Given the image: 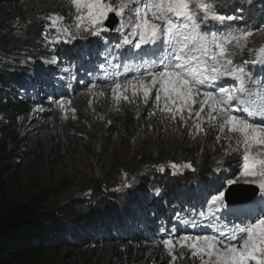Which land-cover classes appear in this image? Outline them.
Wrapping results in <instances>:
<instances>
[{
  "label": "trees",
  "instance_id": "obj_1",
  "mask_svg": "<svg viewBox=\"0 0 264 264\" xmlns=\"http://www.w3.org/2000/svg\"><path fill=\"white\" fill-rule=\"evenodd\" d=\"M237 7L244 9L240 13L244 18L232 21L233 26L255 30L264 24V0H227L218 10L227 13ZM53 12L63 14L69 21V6L58 0H0V264H39L38 259L58 249L80 255L102 247L111 251L109 262L113 264H150L146 247L115 235L129 230L128 222L119 228L118 217L129 212L130 204L139 199L137 196L143 197L149 185L160 189L159 195L152 194V200L164 202L177 185L211 176L212 167L220 161L232 164L234 170L239 154L225 157V144L216 142L218 131L213 129H208L206 135H196L193 145H184L183 141L174 145L155 143L154 137L168 141L165 130L173 123L161 120L159 113L148 117L151 100L147 107L132 104L117 111L107 98L91 109L87 100L79 99L73 101L75 119L62 121L59 113H54L48 119V133H44L48 128L43 127L41 133L31 130L28 136L25 127L30 110L41 103L19 99L17 87L41 78L49 64L46 59L69 54L59 43L56 47L45 40L49 27L45 30L44 17ZM259 34V39L252 37L249 47L258 48L264 42V32L255 33ZM243 55L250 58L252 54L246 50ZM191 131L195 134L194 129ZM141 141L144 144L135 148ZM115 146L124 149L114 153ZM81 148L95 171L103 167V176H94L80 186L67 178L45 191L37 185L42 182L37 173L40 169L47 172L61 162L68 163L69 152ZM172 163H191L195 171L181 175L160 172L159 166ZM30 173L38 182L31 189L29 179L23 178ZM124 173L135 180L121 194L117 191L121 190L120 177ZM20 188L29 190V194L14 201L11 192L18 194ZM60 192L66 202L63 206L48 201ZM74 194L87 195V200ZM161 258L168 264L167 256Z\"/></svg>",
  "mask_w": 264,
  "mask_h": 264
},
{
  "label": "snow or ice",
  "instance_id": "obj_2",
  "mask_svg": "<svg viewBox=\"0 0 264 264\" xmlns=\"http://www.w3.org/2000/svg\"><path fill=\"white\" fill-rule=\"evenodd\" d=\"M65 2L69 6L70 23L59 12L44 17L45 30L51 27L57 34L48 43H71L83 36L105 41L102 33L110 30L121 34L119 42L106 50L116 63L102 65L111 80L105 84L117 111L122 103L147 107L151 100L148 117L159 113L161 120L190 127L195 130V134L188 133L193 139L200 133L206 135L208 129L217 130L216 142L223 138L227 144L225 155L240 156L239 171L231 178L224 177L215 194L208 193L207 213L201 212L199 217L191 219L178 216V223L203 231L177 235L175 228L161 227L154 246H162L170 258L168 264L185 260L192 264H264V77L246 71L249 61L240 64L233 61L234 56L247 50L254 54L252 63L264 66V44L249 47L250 38L264 32V24L255 30L233 26L232 21L243 20L240 13L244 9L237 7L227 13L218 10L227 0ZM110 18L116 21L114 28L106 25ZM125 46H128V59H134L135 63H121L120 57L113 55L114 49ZM56 60L53 55L45 62L55 64ZM117 69L122 70L123 79L118 78L121 72ZM225 77L238 86L217 83ZM89 84L86 87L92 96L97 84L91 81ZM95 95L106 94L101 90ZM48 100L65 114L64 118L69 110L75 118L76 109L71 107L69 99L49 96ZM36 110L43 111V105H38ZM170 167L173 174L181 169L195 171L191 163H172ZM159 170L164 171L163 166ZM221 171L227 169L221 167ZM237 184L255 186L260 193L257 207L245 210L228 203V187ZM124 186L131 187L126 174ZM159 192L156 189L157 195ZM229 217L233 219L230 221Z\"/></svg>",
  "mask_w": 264,
  "mask_h": 264
},
{
  "label": "rangeland",
  "instance_id": "obj_3",
  "mask_svg": "<svg viewBox=\"0 0 264 264\" xmlns=\"http://www.w3.org/2000/svg\"><path fill=\"white\" fill-rule=\"evenodd\" d=\"M59 2L61 1L62 3L66 4L65 0H58ZM67 5V4H66ZM71 18H69V21H65L66 23H70ZM46 22V20H45ZM45 40L48 42L50 41L53 37H55L57 34L55 32L54 29H52L51 27L48 28V30L46 31L45 34ZM254 36L257 37V39H259L261 37V34H259L258 36L254 34ZM253 36V37H254ZM79 38H84L83 37H79ZM78 39V38H77ZM252 40V37L250 38ZM82 40V39H81ZM77 40L72 41V44L74 42H76ZM264 42H261L260 44H262ZM247 68L250 70V72L252 74H255V72L257 71L258 68L264 69L263 66H256V65H248ZM262 71H260L259 74H261ZM40 84H44L46 83V81L44 80H39ZM36 87V92H33V95H35L36 97H39V95L41 93L44 94H48V92L50 90H54V84L49 83L48 86H43V87H39L38 85L35 84ZM105 92V96L104 97H98L96 96V92H93V95L90 96L88 93V90L83 92L81 95H79L77 97L76 100L82 99L87 100V106L88 108H93L96 107L98 105L103 104L102 101H104L105 98L110 99V90L108 88L104 89ZM92 100V104L91 106L89 105V101ZM48 104H50L49 101H43V111H37L36 108L37 106H33L32 109L30 110V114H29V119L28 122H26V127H25V131L26 133H28V136L31 134V130H35L37 131V133H41L44 129L43 127H46V129L48 128V130H44V133H48L50 131V124L48 122V119H51L54 113H59L60 118L62 121H68L70 119H75L73 118V113L69 110L67 112V118L65 117L64 113H61L60 110L56 107L55 104H50L48 106ZM129 105L132 104H128V103H122L120 105V108L126 106L128 107ZM71 107H74L73 105V101L71 102ZM125 107V108H126ZM124 108V109H125ZM42 114H48L47 116H43ZM76 115V114H75ZM191 125V124H190ZM41 127V128H40ZM40 128V129H39ZM182 127L179 123L176 124H171V126L166 129L165 131L168 132L167 138L166 139V133H165V140L168 141H164L161 140L160 138H153V141L155 143H158L159 141L163 144H168V145H174V144H178L181 143L183 141V143L186 144H191L193 145V143L197 142L196 139L197 137H195V139H193L191 136H189V131H191L190 127ZM151 131V129H150ZM121 136L120 134H118V137ZM222 144L224 143V147L227 146L226 141L222 138L220 141ZM143 141L136 143V147L140 145H143ZM122 148H119V146H115V152L114 153H119V151ZM133 150V149H132ZM69 153V157H68V163H63L61 162L60 164H57L56 167L54 168H50L49 171H41V169L39 170L38 173V177L39 179L42 181L41 183L37 184L39 187H42L44 189V191L46 189H50V185H55V184H59L62 180H68L67 178H72V180L76 181L77 184L83 185L84 183L88 182L89 180L95 178L94 176H103V167L98 166L97 170H94V166L92 163H90V161L88 160V155L85 154L84 149H72V151H70ZM122 153H124V150L122 151ZM123 155V154H122ZM225 155V154H224ZM230 155H226L225 157H229ZM225 159V158H224ZM187 169H181L179 172H177L176 174H173V170L171 169V167H168L165 169V171L173 174V175H180L182 173H184ZM102 171V172H101ZM221 174L222 171L221 169L219 170ZM27 174V173H26ZM127 175V179L129 183H133V178L132 176H128ZM27 176V177H26ZM34 174H29V175H25L23 176L24 181H27V179H29V189H31L33 186H36L37 180L34 178ZM42 177V178H40ZM224 177H228L231 178L232 176L227 175V173H223L221 174L218 178L215 179H210L207 180L205 182H197V183H193L190 185H183L182 187H180L177 190V197L180 199V202H186L190 199H193L194 197H197V199H199L200 196H204L207 195L209 192L215 194V190L217 188L220 187V185L223 183V178ZM35 179V181H34ZM32 181H34V183L32 184ZM120 189H125L126 187L124 186L125 184V173L122 174V176L120 177ZM237 185H244L248 188L243 189V190H239L238 192L240 193H247L248 195L252 194L254 192L253 187H251L252 185H246V184H237ZM132 186V185H131ZM78 187V186H77ZM21 192H19L18 194L14 191L11 192V198L15 201H18L20 198H24L25 195L29 194V190H25L24 188L21 189ZM75 197H77L78 199H85L87 200V195H81V194H74ZM62 197V192H60L59 194L54 193L53 197L48 198L49 202H55V203H59L60 206H63L66 202L63 199H61ZM187 199V200H185ZM54 203V204H55ZM137 203H133L130 205V213H134V220H139V218L136 216L137 213ZM142 208V207H141ZM140 212L141 209H140ZM143 222V220H142ZM144 225L145 222H144ZM103 248V247H102ZM97 249L95 251H90L84 253L81 252L80 255H74L73 253L69 252L67 249H58L56 251L55 254L51 255V254H46L44 257L38 259L40 262L39 264H113L112 262H109L112 259V255H111V251H107L106 249ZM146 251L148 252V262L150 260V264H167V260H165L164 258L162 259L161 256H167L164 253V250L162 248V246H154V245H148L146 247ZM168 257V256H167ZM170 258L168 257V260ZM36 263V262H35ZM34 263V264H35ZM38 264V263H37Z\"/></svg>",
  "mask_w": 264,
  "mask_h": 264
},
{
  "label": "water",
  "instance_id": "obj_4",
  "mask_svg": "<svg viewBox=\"0 0 264 264\" xmlns=\"http://www.w3.org/2000/svg\"><path fill=\"white\" fill-rule=\"evenodd\" d=\"M233 190H235L234 188L231 190V192H230V194L232 193V191ZM228 202H230V203H234V202H236V199H234L233 197H228Z\"/></svg>",
  "mask_w": 264,
  "mask_h": 264
},
{
  "label": "bare ground",
  "instance_id": "obj_5",
  "mask_svg": "<svg viewBox=\"0 0 264 264\" xmlns=\"http://www.w3.org/2000/svg\"><path fill=\"white\" fill-rule=\"evenodd\" d=\"M26 87H29V88H31V85H28V84H26Z\"/></svg>",
  "mask_w": 264,
  "mask_h": 264
},
{
  "label": "clouds",
  "instance_id": "obj_6",
  "mask_svg": "<svg viewBox=\"0 0 264 264\" xmlns=\"http://www.w3.org/2000/svg\"><path fill=\"white\" fill-rule=\"evenodd\" d=\"M22 87V86H21Z\"/></svg>",
  "mask_w": 264,
  "mask_h": 264
}]
</instances>
